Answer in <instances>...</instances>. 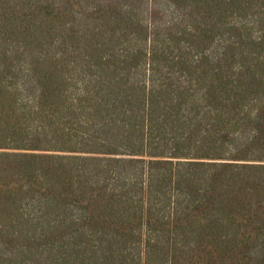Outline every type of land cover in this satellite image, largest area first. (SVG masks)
I'll return each instance as SVG.
<instances>
[{"label":"trees","instance_id":"1","mask_svg":"<svg viewBox=\"0 0 264 264\" xmlns=\"http://www.w3.org/2000/svg\"><path fill=\"white\" fill-rule=\"evenodd\" d=\"M0 264H264V0H0Z\"/></svg>","mask_w":264,"mask_h":264}]
</instances>
